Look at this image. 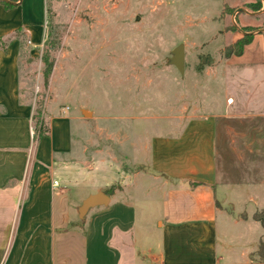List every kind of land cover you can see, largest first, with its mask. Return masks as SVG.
<instances>
[{
	"label": "crops",
	"instance_id": "1",
	"mask_svg": "<svg viewBox=\"0 0 264 264\" xmlns=\"http://www.w3.org/2000/svg\"><path fill=\"white\" fill-rule=\"evenodd\" d=\"M219 4L226 22L221 36L231 35L223 55L246 34L252 36L240 56L228 58L236 79L229 89L233 103L222 100L220 117L208 112L187 118L174 140H165L174 149L168 169L150 175L123 170L124 181L108 195L109 204L82 219L83 201L101 191L88 182L92 189L84 194L87 187L76 184L81 175L99 173L76 158L80 145L71 123L83 119L48 106L41 119L45 132L32 135L36 109L30 79L46 40L48 0H20L10 9L0 1V264H264L259 256L264 225L254 218L264 212V129L234 135L235 142H251L250 187L243 186L248 177L223 181L225 173L247 172L235 166L220 170L217 151L220 118L243 128L264 118V0ZM141 173L161 190L159 202L153 201L160 211L152 232L156 241L147 248L132 233Z\"/></svg>",
	"mask_w": 264,
	"mask_h": 264
},
{
	"label": "rangeland",
	"instance_id": "2",
	"mask_svg": "<svg viewBox=\"0 0 264 264\" xmlns=\"http://www.w3.org/2000/svg\"><path fill=\"white\" fill-rule=\"evenodd\" d=\"M219 2L48 0L46 40L30 79L34 129L37 137L36 125L48 106L67 108L68 115L83 119L71 123L80 145L76 158L99 170L94 179L91 172L77 178V187H87L84 194L92 189L88 182L96 183L99 192L108 191L105 185L111 183L115 192L125 169H144L149 175L168 169L174 149L165 140H174L175 129H183L187 118H202L208 112L220 117L222 100L233 98L229 89L236 79L231 62L220 52L231 35L221 36L226 22L220 18ZM180 45L185 53L183 73L171 63ZM226 120L219 119V168L241 167L247 173H225L223 181L248 177L243 186H249L251 142H235L234 135L263 133L264 118L257 116L244 128L239 121L235 125ZM36 162L34 157L32 166ZM139 177L132 233L147 248L156 241L152 232L160 211L153 201L159 202L161 190L148 175ZM247 236L256 238L255 233Z\"/></svg>",
	"mask_w": 264,
	"mask_h": 264
},
{
	"label": "trees",
	"instance_id": "3",
	"mask_svg": "<svg viewBox=\"0 0 264 264\" xmlns=\"http://www.w3.org/2000/svg\"><path fill=\"white\" fill-rule=\"evenodd\" d=\"M2 2V4L5 6L6 9H10L12 7H14L15 5H17V3L20 0H0ZM257 9H259V4L256 5ZM252 41V36L249 34H246L242 39H240L239 41H237L235 44L229 46L228 48H226L224 55L226 56V58H230L233 55H238L240 56L243 52H244V48L246 45H248L250 42ZM37 130L41 133L45 132L44 126H43V122L41 120L38 121V125H37ZM113 188L111 187L108 191H106L105 193L107 195H111L113 192ZM254 218L259 221L262 225H264V212H258L254 215ZM259 256L262 260H264V237L262 238V240L260 241V245H259Z\"/></svg>",
	"mask_w": 264,
	"mask_h": 264
},
{
	"label": "water",
	"instance_id": "4",
	"mask_svg": "<svg viewBox=\"0 0 264 264\" xmlns=\"http://www.w3.org/2000/svg\"><path fill=\"white\" fill-rule=\"evenodd\" d=\"M171 63L181 72H184L185 66V53L184 46L180 45L177 47L171 58ZM86 115V114H85ZM109 196L105 192H98L96 194L90 195L87 197L81 207H80V215L82 218L87 214V212L93 208L107 206L109 204Z\"/></svg>",
	"mask_w": 264,
	"mask_h": 264
},
{
	"label": "built area",
	"instance_id": "5",
	"mask_svg": "<svg viewBox=\"0 0 264 264\" xmlns=\"http://www.w3.org/2000/svg\"><path fill=\"white\" fill-rule=\"evenodd\" d=\"M228 104H231V103H233V99L232 98H230V99H228ZM35 134V129L34 128H32V135H34Z\"/></svg>",
	"mask_w": 264,
	"mask_h": 264
}]
</instances>
